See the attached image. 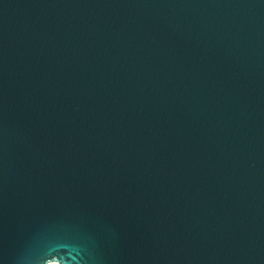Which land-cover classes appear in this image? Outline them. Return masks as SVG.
I'll return each mask as SVG.
<instances>
[{
  "label": "water",
  "instance_id": "obj_1",
  "mask_svg": "<svg viewBox=\"0 0 264 264\" xmlns=\"http://www.w3.org/2000/svg\"><path fill=\"white\" fill-rule=\"evenodd\" d=\"M264 264V0H0V264Z\"/></svg>",
  "mask_w": 264,
  "mask_h": 264
},
{
  "label": "bare ground",
  "instance_id": "obj_2",
  "mask_svg": "<svg viewBox=\"0 0 264 264\" xmlns=\"http://www.w3.org/2000/svg\"><path fill=\"white\" fill-rule=\"evenodd\" d=\"M47 264H60V263L56 260H53V261H49Z\"/></svg>",
  "mask_w": 264,
  "mask_h": 264
}]
</instances>
